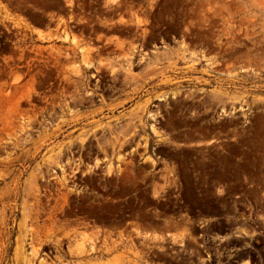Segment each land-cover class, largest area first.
I'll return each mask as SVG.
<instances>
[{"label":"rangeland","instance_id":"374dc122","mask_svg":"<svg viewBox=\"0 0 264 264\" xmlns=\"http://www.w3.org/2000/svg\"><path fill=\"white\" fill-rule=\"evenodd\" d=\"M28 4L39 13L37 92L34 78L0 90V264H36L35 251L64 232L61 220L78 215L73 190L84 154L147 151L119 142L132 129L118 130L108 116L134 105L132 119L119 120H144L156 99L165 100L166 114L177 107V132L187 129L170 145L177 170L187 173L177 176L180 199L189 201L195 184L201 202L228 197L233 207L243 193L262 216L246 233H264V0H22L21 16L5 19L28 29ZM143 41L176 47L161 55L169 62L162 75L179 72L175 92H144L160 70H143ZM104 43L109 48L99 49ZM97 79L123 92H98ZM221 109L226 123H211ZM210 137L228 143L205 142ZM194 157L197 182L189 174ZM113 162L111 169L124 160Z\"/></svg>","mask_w":264,"mask_h":264},{"label":"flooded vegetation","instance_id":"af4514ba","mask_svg":"<svg viewBox=\"0 0 264 264\" xmlns=\"http://www.w3.org/2000/svg\"><path fill=\"white\" fill-rule=\"evenodd\" d=\"M22 7V0H0V90L4 92L7 85L22 88L35 77L38 39L32 29L38 11L33 4L25 5L24 13L30 21L28 29L5 19L7 15L21 16ZM93 26H96L94 31H101V24ZM131 44L132 41L126 42V45ZM106 45L98 48H109ZM138 45L146 49L140 63L143 70L151 67L160 70L148 77L150 81L144 92H175L179 72L162 75L169 62L161 55L170 53L165 51L168 46L176 47L163 41H143ZM134 67L138 69L139 62ZM166 78L173 82L167 84ZM96 85H99L98 92H112V96L123 92L112 86L102 89L100 79L96 80ZM36 87L34 78V92H37ZM51 89L45 92H51ZM155 101L158 104L151 105L141 121L119 120L132 119L130 113L134 105L117 112L116 116H108L116 118L110 122H115L113 126L118 130L132 129L128 136L119 137V142L142 143V148L147 144V151L83 155L73 190L80 198L78 215L61 220L60 228L64 232L54 233L44 249L35 251L36 264H264V233H246L247 228L262 219L258 215L261 210L248 206L243 193L233 207H230L228 197L222 201L201 202L195 184L191 199H180L177 176L187 173L177 170V154L170 145H176L177 134L187 129L177 132V107H169L172 115L166 114V106L162 105L165 100ZM96 107L86 106V109ZM220 112L221 118L216 116L215 120L212 116L211 123L218 124L229 117L228 114L221 116L226 110ZM190 131L197 133L196 129ZM164 135L175 136L176 140L167 142L170 137ZM205 142L228 143V139L210 137ZM164 149L170 150L165 152ZM119 159L124 160L122 165L111 169L115 165L113 161ZM171 165L176 168L168 169ZM193 166L189 174L197 182L196 157ZM167 177H174L169 181L172 185L165 184ZM227 188L226 184L222 191Z\"/></svg>","mask_w":264,"mask_h":264},{"label":"bare ground","instance_id":"6f19581e","mask_svg":"<svg viewBox=\"0 0 264 264\" xmlns=\"http://www.w3.org/2000/svg\"><path fill=\"white\" fill-rule=\"evenodd\" d=\"M113 1H116V0H113Z\"/></svg>","mask_w":264,"mask_h":264}]
</instances>
